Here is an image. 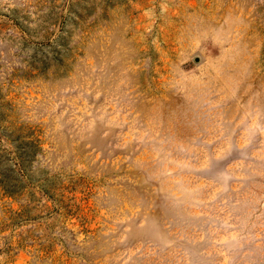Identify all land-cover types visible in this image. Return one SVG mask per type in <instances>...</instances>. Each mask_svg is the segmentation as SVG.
Listing matches in <instances>:
<instances>
[{"label":"rangeland","instance_id":"374dc122","mask_svg":"<svg viewBox=\"0 0 264 264\" xmlns=\"http://www.w3.org/2000/svg\"><path fill=\"white\" fill-rule=\"evenodd\" d=\"M0 264H264V0H0Z\"/></svg>","mask_w":264,"mask_h":264},{"label":"water","instance_id":"95a60500","mask_svg":"<svg viewBox=\"0 0 264 264\" xmlns=\"http://www.w3.org/2000/svg\"><path fill=\"white\" fill-rule=\"evenodd\" d=\"M199 59H197V61H198Z\"/></svg>","mask_w":264,"mask_h":264},{"label":"trees","instance_id":"16d2710c","mask_svg":"<svg viewBox=\"0 0 264 264\" xmlns=\"http://www.w3.org/2000/svg\"><path fill=\"white\" fill-rule=\"evenodd\" d=\"M9 192V191H8Z\"/></svg>","mask_w":264,"mask_h":264}]
</instances>
